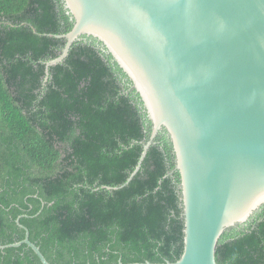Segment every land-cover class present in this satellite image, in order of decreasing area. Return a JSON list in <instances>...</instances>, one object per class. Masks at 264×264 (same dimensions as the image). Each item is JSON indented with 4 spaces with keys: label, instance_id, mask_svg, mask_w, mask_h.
<instances>
[{
    "label": "trees",
    "instance_id": "1",
    "mask_svg": "<svg viewBox=\"0 0 264 264\" xmlns=\"http://www.w3.org/2000/svg\"><path fill=\"white\" fill-rule=\"evenodd\" d=\"M73 24L62 0H0V245L28 229L51 264L175 262L185 226L165 130L127 182L153 127L132 81L90 37L45 80L65 44L47 34ZM216 258L264 264V206L223 234ZM0 264L43 263L23 244L0 249Z\"/></svg>",
    "mask_w": 264,
    "mask_h": 264
},
{
    "label": "water",
    "instance_id": "2",
    "mask_svg": "<svg viewBox=\"0 0 264 264\" xmlns=\"http://www.w3.org/2000/svg\"><path fill=\"white\" fill-rule=\"evenodd\" d=\"M62 1L74 24L47 34L65 44L45 62V80L74 43L96 39L132 81L153 125L127 182L162 130L181 176V257L119 264H218L223 234L264 206V0ZM23 244L51 264L28 229L0 249Z\"/></svg>",
    "mask_w": 264,
    "mask_h": 264
}]
</instances>
